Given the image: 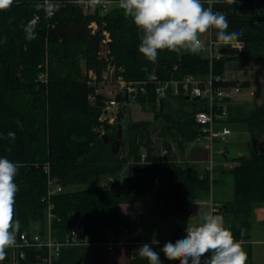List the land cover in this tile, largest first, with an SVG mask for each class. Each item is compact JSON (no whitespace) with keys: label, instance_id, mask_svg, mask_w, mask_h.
I'll list each match as a JSON object with an SVG mask.
<instances>
[{"label":"trees","instance_id":"16d2710c","mask_svg":"<svg viewBox=\"0 0 264 264\" xmlns=\"http://www.w3.org/2000/svg\"><path fill=\"white\" fill-rule=\"evenodd\" d=\"M48 1L59 5L53 15L48 14L46 0H14L8 10H0V157L18 165L15 213L21 224L19 232H31L33 225L39 224L38 232L45 233L46 206L42 198L47 192V176L43 164L49 162L52 176L63 186V191L52 199L60 219L53 223L55 238L63 239L74 225L82 226L79 238L92 243L105 241L113 230H133L132 215L121 212L124 204H151L157 210L167 209L168 216L176 220L171 240L183 238L188 224L185 207L189 201L209 194L208 178L200 180L198 166H183L172 158L152 161L150 131L146 124L133 123L129 115L123 122L128 144L126 158L112 150L118 123L106 127L111 140L108 144L93 130L98 125L100 109L90 107L88 95L93 89L81 61L87 70L100 67L96 53L101 37L92 35L88 25L94 20L106 22L113 39V56L123 65L127 80H142L153 69L164 79H182L190 74L207 78L211 73L222 77L226 62L231 59L264 61V0H236L233 4L212 0L213 10L227 17L228 31L243 29L240 39L244 43L238 56L221 57L212 66L199 53L167 50L159 52L157 62H149L138 52L142 33L117 4L101 17L99 10L93 15L84 14L76 0ZM208 6L206 2L205 7ZM29 23L34 24V39L27 38L25 28ZM210 35L215 42V32ZM47 59L49 81L44 85L38 77ZM235 85L216 83V87ZM179 98L185 101V96ZM139 100H149L157 109L152 95L149 99L141 95ZM191 103L192 112L180 109L169 115L159 108L156 114L164 135L170 136L182 153L197 135L194 117L201 103ZM228 110L226 124L244 123L251 137L264 136V103L245 106L229 102ZM9 132L16 134L15 140L8 137ZM165 145L169 147L167 141ZM141 148L148 150V162L129 164L126 189L119 193L115 176L132 158L140 159ZM240 161L241 166L232 171L216 168L217 175L228 173L233 179L232 195L222 202L218 214L224 216L226 227L238 241L250 238L253 207L264 204V154L255 153L250 141L249 155ZM218 181L215 178V185H219ZM165 243L147 244L160 254L162 264H178L165 258L161 251ZM136 250L130 264H148ZM6 253L0 264H10ZM37 254L34 249L28 250L21 264H37Z\"/></svg>","mask_w":264,"mask_h":264},{"label":"built area","instance_id":"2783aa9c","mask_svg":"<svg viewBox=\"0 0 264 264\" xmlns=\"http://www.w3.org/2000/svg\"><path fill=\"white\" fill-rule=\"evenodd\" d=\"M76 4L81 8L84 14L93 15L100 11L101 17L110 13L116 1L104 0L100 5H94L91 0H76ZM47 11L53 15L59 8V5L52 4L46 0ZM92 35H100L101 41L96 53L100 67L97 69H86L88 85L93 89L88 95L90 107L99 108L101 114L98 118V125L93 130L100 135H106L107 129L104 125H115L119 114L123 113L124 118L129 115V105L137 102L141 95L149 99L150 95L154 97V103L157 107H162L170 97H189L191 102H200L201 108L195 114V123L197 125V135L193 141L194 145H199L205 153V159L201 162L202 169L199 173L200 180L208 178L210 183V193L207 198L194 199L188 202L185 207V214L190 218H196L200 214L201 207H212L221 211L223 204L214 198L213 184L216 177V168L222 167L227 171H232L241 166V157L247 155L240 151L221 147V143H226L232 131L223 122L228 117V105L226 99L232 98L241 92V84L229 87H216V83L224 82L223 78L212 73L203 78L199 75L190 74L182 79L162 78L155 69L150 71L142 80H127L125 70L115 59L112 53L111 44L113 42L111 32L106 28V22L101 23L94 20L88 25ZM221 45L215 43L211 38L208 44L203 43L199 54L205 55L212 66L214 60L221 59V55L216 50ZM244 43H241L243 49ZM43 71L39 74L38 81L47 85L49 81L48 59L44 65H41ZM174 67V71L177 70ZM199 98V100H195ZM100 125V126H99ZM178 148L175 145L165 147L161 145L160 159L172 158L179 164L186 166L194 163L192 160H182L178 156ZM176 156V157H175ZM219 159H222L219 161ZM139 162L146 164L148 162V151L143 150L140 153V159H132L131 163ZM43 169L47 176V192L42 198L46 206V220L49 223V231L44 234L40 232L23 231L17 234V243L8 248L10 264H21L25 260L28 250H36L37 264H53L54 257L61 255L62 249L70 245H82L84 241L79 238V225L69 228L63 239H57L52 232L53 223L60 221L54 212L53 197L63 191V186L52 176L51 165L49 162L43 164ZM126 178V176H125ZM125 180V179H124ZM156 183L158 181L156 180ZM117 191L122 193L124 185L116 184ZM175 243L176 241H170ZM160 243V241H159ZM158 243V244H159ZM147 244L142 241L141 232L137 229L122 230L120 232L111 231L107 235L105 245L110 254H114L116 249L123 245L131 248L132 257L135 255L137 245Z\"/></svg>","mask_w":264,"mask_h":264},{"label":"clouds","instance_id":"9594fccd","mask_svg":"<svg viewBox=\"0 0 264 264\" xmlns=\"http://www.w3.org/2000/svg\"><path fill=\"white\" fill-rule=\"evenodd\" d=\"M104 0H91L100 5ZM208 7H205V3ZM219 2V0H217ZM14 0H0V10H8ZM229 4L236 0H228ZM118 9L130 18L142 33L138 52L149 62L158 60L160 51L198 54L202 36L215 32V43L242 50L243 29L228 31L227 17L213 10L212 0H116ZM28 39H34V24L25 28ZM15 133L8 137L15 140ZM18 165L7 157H0V261L6 258V250L16 245L21 224L16 219L15 204L19 187L15 182ZM186 235L175 243L166 242L162 247L168 261L178 264H246L247 253L232 231L226 227L225 218L212 207L198 223L187 224ZM159 241L153 240L152 244ZM137 255L148 264H162L160 254L152 245L143 244Z\"/></svg>","mask_w":264,"mask_h":264},{"label":"crops","instance_id":"0c3cea01","mask_svg":"<svg viewBox=\"0 0 264 264\" xmlns=\"http://www.w3.org/2000/svg\"><path fill=\"white\" fill-rule=\"evenodd\" d=\"M256 13H259L258 8H256ZM210 38H211V35H210ZM221 47H224V46L217 47L216 50L219 52V49ZM241 51L242 50H240V53H241ZM203 56L206 57L205 55H203ZM221 56L224 57L223 55H221ZM222 78H223L224 82H235L236 84L241 83V85L243 83H247V85H248L247 87H242L241 92L239 94L235 95L232 98H228V101H226L227 105L229 102L232 104L234 103V104L238 105L237 99H239V100L241 99L242 102H247L246 99L250 96H254L255 94L254 95L251 94L250 96L245 95V98H242L239 95L246 89L250 90L252 88V86H254V84H258V85L264 84V61H240V60H236V59H231V60L226 62L225 71L223 73ZM235 97H236V100H234ZM173 98L174 97H172L171 99L170 98L168 99V101L171 102L170 106H164V104H163L162 107H157V110L159 108L164 110V111L166 109H168L170 113L176 112L177 109L180 110L181 107L177 105V102H175ZM176 98H179V97H176ZM168 101H166V102H168ZM185 101L191 102L189 100H186V97H185ZM262 103H264V101H261L260 103H258V104L256 103V104L260 105ZM193 108L191 107V109H189V110L184 108L183 110L188 111V112H192ZM228 116H229V113H228ZM226 121H227V119L223 122V125L228 127V124H226ZM159 123L161 124V127H158L157 129H155L153 131L149 130L150 134H151V139L153 140V143H154V140H156V139L161 140L159 142L160 145L158 148L154 147V144L152 143V147H153V151L151 152L152 161L160 159V156H161L160 148H161V145H164L165 147H167L165 145L166 141L169 143V147L171 145H175L178 148L177 143L173 142L170 136H166L163 134L164 132L162 130V123L161 122H159ZM195 125H196V123H195ZM179 138L181 139L182 137H179ZM195 138L193 139V141L195 140ZM123 140H124V136H123ZM193 141L187 143V148H186L185 153H182L180 151V149L178 148V151H177L178 156L177 157H179V159H182V156H183L185 158L182 160L194 161V163H191L189 165L198 166V171L200 173L201 169H202V163L201 162L205 159V153H204L203 149L201 148V146L194 145ZM251 143H252V141H251ZM126 146H127V150H128V144L125 142L124 150L120 151L121 153H123L125 151ZM220 146L231 149L229 147V145L227 144V142L221 143ZM143 150H147V149L141 148L140 153ZM240 152L244 155H247V156L249 155V151L248 152L240 151ZM132 159H134V158H132ZM221 160L222 159H219V161H221ZM218 167H220V166H218ZM128 168H127V173L129 170ZM126 179H127V174H126V178L124 180L125 183H126ZM214 191H215V182L213 184L214 198L216 201L222 203V199L218 200L216 198V194ZM209 193H210V191H209ZM230 195H232V191H231ZM208 196H209V194L203 198H207ZM137 206H139V205L124 204L121 207V212L123 215H132L134 229L139 228L138 223L140 221L139 213L136 211L138 208ZM208 211H209L208 207H201L200 214L196 218H190L187 216L189 218L188 224H190V222H196V221H197L196 223L200 222L203 214H205ZM148 212H151V210ZM254 220H255V222H254ZM254 224L256 227L253 229ZM48 231H49V223L46 220L45 232L47 233ZM113 231H115V230H113ZM32 232H38V230L37 229H36V231L32 230ZM52 232L54 235L55 230H54L53 226H52ZM141 238H142V241L146 242V243H152L153 240L159 241V238H157L156 232H154L153 228H152V232L150 233L149 237H147V236L144 237V235L141 234ZM105 242H106V240L103 242H97V243L84 241V243L82 245L66 246L62 249L61 255L59 257H54L53 264H130L131 263L132 254H131V248L128 245L120 246L116 249L114 254H110L107 250ZM241 242H242V247H243L244 251L247 253L246 264H264V259H261L260 257H259L260 259L255 257V253H256L257 248L258 247L264 248V204L255 205L253 207L252 218H251V228H250V238L248 240H241Z\"/></svg>","mask_w":264,"mask_h":264},{"label":"rangeland","instance_id":"374dc122","mask_svg":"<svg viewBox=\"0 0 264 264\" xmlns=\"http://www.w3.org/2000/svg\"><path fill=\"white\" fill-rule=\"evenodd\" d=\"M210 40V33L204 34L202 36V41L205 44H208ZM184 51L179 52L180 54ZM121 65V64H120ZM123 67V65H121ZM81 67L84 71V75L86 76V67L85 62L81 61ZM241 84V83H240ZM251 94H255L254 96H250ZM245 95L250 96L246 99L247 102H242L241 99H237V102L239 105H245V106H255L261 101H264V84H254L252 88L244 90L239 96L242 98H245ZM236 100V97L234 98ZM174 101L177 102V105L181 107V109H191L193 108V104L191 102H185L181 100L180 98L174 97ZM257 103V104H256ZM234 104V103H233ZM179 109H177L176 112H178ZM100 110V114H101ZM165 114L173 115L175 113H170L168 109L164 111ZM157 109L153 105L151 101H142L138 100L137 102H133L129 105V118L133 123H142L146 124L147 131H153L157 129L158 127H161V124L156 119ZM100 126V125H99ZM104 127H107V125H104ZM228 127L232 130V135L228 137L227 144L233 151H242V152H248L249 151V144L250 141H252L251 134L249 133L247 126L244 123H230L228 124ZM107 129V128H106ZM146 130L143 131L144 134L146 133ZM165 133V132H164ZM163 133V134H164ZM172 139V138H171ZM124 141L125 138H124ZM160 139L154 140V147L158 148L160 145ZM122 158L128 157V150L127 146L125 148V151L121 154ZM185 157L182 156V159ZM129 167V162L126 163L124 168L115 176V183L119 185H124V191L126 189V183L124 181L125 176L127 174V168ZM219 181V185H215V194L216 198L222 199V202L226 200V198H229L232 191V183L233 179L230 174H224L223 176L217 175L216 177ZM123 191V192H124ZM122 192V193H123ZM137 212L139 213V228H136L138 231L141 232L142 235L149 237L150 233L152 232V228L154 229V232H156L157 238H159L160 242H169L172 239V232L175 229L174 223L176 220L170 218L168 216V210H157L154 208L151 204H143L137 206ZM143 210V211H142ZM151 212H148L150 211ZM184 216L187 217L184 210ZM189 221V220H188ZM197 222V221H196ZM196 222H190L196 223ZM255 222V220H254ZM258 225V224H257ZM255 224L253 225V229L255 228ZM36 229H39V224H35L32 227V230L36 231ZM134 229V228H133ZM256 258L264 259V248H257L255 253ZM259 258V259H260Z\"/></svg>","mask_w":264,"mask_h":264},{"label":"water","instance_id":"95a60500","mask_svg":"<svg viewBox=\"0 0 264 264\" xmlns=\"http://www.w3.org/2000/svg\"><path fill=\"white\" fill-rule=\"evenodd\" d=\"M219 53L223 56H238L240 54V50H233L230 47H221L219 49ZM186 100H189V97H186ZM195 100H199V98H196ZM125 120L126 119L124 118L123 113L119 114L118 120H117V122H118L117 138H116V141L113 142V144H112V150H113V153H115V154L124 150L125 142L123 140V136H124L123 122ZM102 139L104 140V142L106 144L111 142L110 137L107 134L103 135ZM252 149L255 153H257L259 155L264 154V136H262L260 138L252 137ZM78 228H79V230H81L82 226H79Z\"/></svg>","mask_w":264,"mask_h":264}]
</instances>
